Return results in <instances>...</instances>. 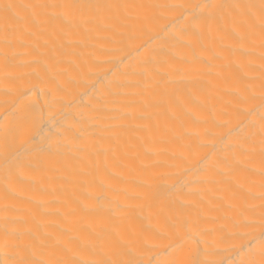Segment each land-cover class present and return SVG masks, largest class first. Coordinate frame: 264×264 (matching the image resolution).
I'll use <instances>...</instances> for the list:
<instances>
[{
    "label": "bare ground",
    "instance_id": "6f19581e",
    "mask_svg": "<svg viewBox=\"0 0 264 264\" xmlns=\"http://www.w3.org/2000/svg\"><path fill=\"white\" fill-rule=\"evenodd\" d=\"M242 260L264 0H0V264Z\"/></svg>",
    "mask_w": 264,
    "mask_h": 264
},
{
    "label": "snow or ice",
    "instance_id": "6c2138e0",
    "mask_svg": "<svg viewBox=\"0 0 264 264\" xmlns=\"http://www.w3.org/2000/svg\"><path fill=\"white\" fill-rule=\"evenodd\" d=\"M22 119H23L24 122H27V120L29 119V117H28V116H24V117H22ZM34 150H35V151H42L43 148H42V146H37ZM243 248H244V245L242 244V245H241V250H243ZM248 251L251 252V247L248 248ZM240 264H250V262H248V261H243V260H242V261L240 262Z\"/></svg>",
    "mask_w": 264,
    "mask_h": 264
}]
</instances>
